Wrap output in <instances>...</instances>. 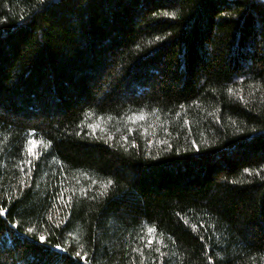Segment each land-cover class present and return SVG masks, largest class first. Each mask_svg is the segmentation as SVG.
Instances as JSON below:
<instances>
[{
  "label": "trees",
  "instance_id": "1",
  "mask_svg": "<svg viewBox=\"0 0 264 264\" xmlns=\"http://www.w3.org/2000/svg\"><path fill=\"white\" fill-rule=\"evenodd\" d=\"M0 264H264V0H0Z\"/></svg>",
  "mask_w": 264,
  "mask_h": 264
}]
</instances>
